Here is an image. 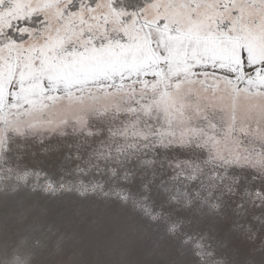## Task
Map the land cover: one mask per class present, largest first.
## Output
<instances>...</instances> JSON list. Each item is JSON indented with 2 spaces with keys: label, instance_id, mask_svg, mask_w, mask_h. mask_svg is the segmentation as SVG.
Here are the masks:
<instances>
[{
  "label": "snow or ice",
  "instance_id": "snow-or-ice-1",
  "mask_svg": "<svg viewBox=\"0 0 264 264\" xmlns=\"http://www.w3.org/2000/svg\"><path fill=\"white\" fill-rule=\"evenodd\" d=\"M0 246L264 264V0H0Z\"/></svg>",
  "mask_w": 264,
  "mask_h": 264
},
{
  "label": "rangeland",
  "instance_id": "rangeland-1",
  "mask_svg": "<svg viewBox=\"0 0 264 264\" xmlns=\"http://www.w3.org/2000/svg\"><path fill=\"white\" fill-rule=\"evenodd\" d=\"M85 103L87 105H93L92 101H86ZM105 103H107V101L104 100L103 98H101L98 102H96L95 106H102ZM79 107H80L79 105H75V104L69 106L67 101H65V102L55 106L48 113H46L45 119H52V120H56V121L61 120V119H68L69 121H72L79 114ZM48 138L51 139L52 134H49ZM43 143L47 144L48 140L46 139ZM34 151L37 154V159L43 160L46 163L51 161L54 158L52 153H45L44 152L43 144H41V142L39 140L36 143ZM5 258L12 260L15 258V255L12 254L11 252H9L7 257H5L3 248H2V246H0V262H2L3 259H5ZM20 258L23 259L22 254H20Z\"/></svg>",
  "mask_w": 264,
  "mask_h": 264
}]
</instances>
